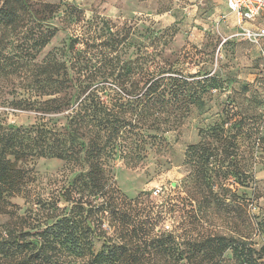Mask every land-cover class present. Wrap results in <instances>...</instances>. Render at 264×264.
Segmentation results:
<instances>
[{
	"label": "trees",
	"instance_id": "trees-1",
	"mask_svg": "<svg viewBox=\"0 0 264 264\" xmlns=\"http://www.w3.org/2000/svg\"><path fill=\"white\" fill-rule=\"evenodd\" d=\"M35 13L29 0H0V80L20 81L16 87L27 96L17 91L8 105L33 111L38 120L31 128L0 124V215L8 218L0 226V264H264V243L258 250L250 241L248 216L242 235L212 233L182 247L171 233H149L150 208H139L141 217L138 197L127 199L112 182L110 164L117 151L138 146L140 139L145 148L148 139L163 137L174 124L173 110L179 111L180 124L192 107L203 109L202 80L171 67L151 71L142 60L136 68L125 66L124 74H110L118 90L91 89L82 67L67 57L68 49L61 54L64 60L56 54L37 60L56 28ZM76 70L83 78L72 77ZM205 82L217 88L214 78ZM56 115L62 124L53 123ZM226 124L200 130L202 140L186 150L210 195L222 186L217 177L223 172L220 162L214 168L210 160L232 156L225 152L231 136L249 137L243 125L234 130ZM40 158L61 160L76 171L18 215L10 198L27 197L25 165ZM234 173L226 172L222 181L233 175L247 187L248 174ZM260 229L264 234V219Z\"/></svg>",
	"mask_w": 264,
	"mask_h": 264
},
{
	"label": "rangeland",
	"instance_id": "rangeland-1",
	"mask_svg": "<svg viewBox=\"0 0 264 264\" xmlns=\"http://www.w3.org/2000/svg\"><path fill=\"white\" fill-rule=\"evenodd\" d=\"M29 1L35 16L56 28L37 60L53 54L64 60L61 54L68 49L67 57L85 73L83 78L76 70L72 77L85 79L92 84L91 89L118 90L110 74H124L125 66L136 68L142 60L151 71L171 67L202 80L203 109L192 107L180 124L179 111L173 110L170 118L174 124L163 137L157 134L155 139H148L145 148L140 139L138 146L117 151L110 164L112 182L127 199L138 197L141 217L145 213L142 215L139 208H150L146 230L152 235L171 233L183 247L212 237V233L242 235L248 231V216L250 241L259 250L264 243L260 229L264 219V66L259 47L240 35L242 28L235 15L214 0ZM253 24L264 27L259 19ZM208 77L215 79L217 88L207 87ZM13 81L0 80V124L31 128L38 121L36 113L8 105L17 91L24 94L16 87L20 81ZM54 117V124H62L61 115ZM224 120L225 127L236 126L234 130L243 125L249 137L233 133L227 144L231 147L225 151L232 156L216 152L220 155L210 160L211 167L221 163L223 168L217 177L222 186L212 188L210 195L198 166L188 161L186 150L202 140L200 130L206 132ZM25 168L27 197L10 198L18 215L34 208L38 196H49L76 171L61 160L45 158L33 160ZM241 169L248 174L247 187L233 175L222 181L226 172L240 173ZM7 221V216L0 215V226ZM102 228L112 234L106 224Z\"/></svg>",
	"mask_w": 264,
	"mask_h": 264
},
{
	"label": "built area",
	"instance_id": "built-area-1",
	"mask_svg": "<svg viewBox=\"0 0 264 264\" xmlns=\"http://www.w3.org/2000/svg\"><path fill=\"white\" fill-rule=\"evenodd\" d=\"M230 13L237 19V24L242 28L240 35L250 44L259 47L260 58L264 66V28L246 27L245 23L253 24L264 13V0H225ZM264 68V67H263ZM156 188L153 195L158 194Z\"/></svg>",
	"mask_w": 264,
	"mask_h": 264
},
{
	"label": "crops",
	"instance_id": "crops-1",
	"mask_svg": "<svg viewBox=\"0 0 264 264\" xmlns=\"http://www.w3.org/2000/svg\"><path fill=\"white\" fill-rule=\"evenodd\" d=\"M216 3H217V5H221V4H224L225 6H226V8H227V4H226V1L225 0H214ZM228 9V8H227ZM260 20V21H262V22H264V13L263 14H261L258 18H257V20ZM257 20L255 21V22H257ZM245 26L246 27H254L255 25L253 24H249V23H245ZM259 26H261V28H264V27H262L263 25L262 24H260ZM258 27V26H257Z\"/></svg>",
	"mask_w": 264,
	"mask_h": 264
}]
</instances>
